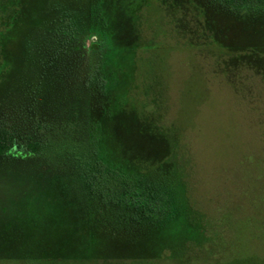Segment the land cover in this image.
I'll return each mask as SVG.
<instances>
[{
    "label": "rangeland",
    "instance_id": "rangeland-1",
    "mask_svg": "<svg viewBox=\"0 0 264 264\" xmlns=\"http://www.w3.org/2000/svg\"><path fill=\"white\" fill-rule=\"evenodd\" d=\"M88 1L0 0V125L20 141L64 130L72 110L84 120L92 102L98 111L110 106L72 80L69 64L84 73L96 37L69 42L53 20L54 5L86 15ZM99 1L109 15V1ZM113 1L114 37L135 66L127 99L158 134L136 123L144 132L135 135L133 119L108 123H116V136L134 138L137 170L164 178L181 172L215 248L177 252L181 229L128 235L106 226L91 260H70L86 252V205L75 176L38 158L0 157V264H264V19L239 23L197 0ZM124 4L137 9L120 18ZM169 127L179 152L170 163L162 161L174 143L164 135Z\"/></svg>",
    "mask_w": 264,
    "mask_h": 264
},
{
    "label": "trees",
    "instance_id": "trees-1",
    "mask_svg": "<svg viewBox=\"0 0 264 264\" xmlns=\"http://www.w3.org/2000/svg\"><path fill=\"white\" fill-rule=\"evenodd\" d=\"M108 1L109 11L106 12H109V15L100 7L99 3L102 1L99 0L88 1L85 7L88 11L86 15L82 9L78 10L74 6L69 8L66 5H59L64 8L60 11L58 6L54 5L52 12L58 11L53 20L57 26L60 24L62 33L65 32L69 42L85 41L91 35L96 37L87 49L89 62L83 75L78 76L76 68L69 64L77 75L72 80L80 92L87 89L90 94L95 93L103 97L110 106L102 105L98 111V107L92 102L86 117L84 120L80 119V122L77 120L83 116L80 114L81 110H72L71 119L64 130V124L60 125L62 128L50 127L51 131L47 130L38 139L27 137L25 141H20L11 129L0 125V157L19 160L24 157L38 158L46 161L47 165L65 169L75 176L86 205V252L82 257H73L70 260H91V247L95 239L102 237V230L106 226L128 235L148 234L153 230L167 231L170 234L175 228L181 229V248L177 252L191 246L209 245L215 248L213 235L207 231L206 217L197 214L189 204L188 187L186 181L182 180L181 172L178 171V178L176 175L164 178L153 175V168L137 170L134 159L141 157L135 155L136 151L132 152L134 138L126 140L116 136V123H108L117 119H133L135 123L132 124L130 120L129 123L133 125L135 135L144 132L135 129L136 123L139 127L149 125L150 129H155L153 132H158L154 121L133 107L127 99L133 87L135 66L132 57L126 52L127 44L120 43L114 37L112 19L115 14L110 11L114 1ZM197 2L200 8L205 5L215 14L239 23L254 24L253 19H264V0ZM127 6L128 4H124L122 7L124 10L120 12V18L137 9L136 6ZM16 9L19 7L16 6ZM46 24L47 22H44V25ZM57 30L55 29L56 32ZM120 62L123 66H118ZM257 72L262 74V71ZM110 109L112 111H109ZM123 117L125 119H122ZM164 135H172L174 140V143L171 142L169 155L167 153L166 158L162 160L170 163L177 160L179 154L176 131L169 127ZM117 165H122L124 170ZM212 248L207 251L210 253L215 250ZM188 255L190 254L185 252L178 258Z\"/></svg>",
    "mask_w": 264,
    "mask_h": 264
}]
</instances>
